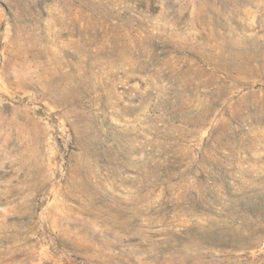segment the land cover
I'll list each match as a JSON object with an SVG mask.
<instances>
[{
    "label": "rangeland",
    "instance_id": "rangeland-1",
    "mask_svg": "<svg viewBox=\"0 0 264 264\" xmlns=\"http://www.w3.org/2000/svg\"><path fill=\"white\" fill-rule=\"evenodd\" d=\"M0 264H264V0H0Z\"/></svg>",
    "mask_w": 264,
    "mask_h": 264
}]
</instances>
